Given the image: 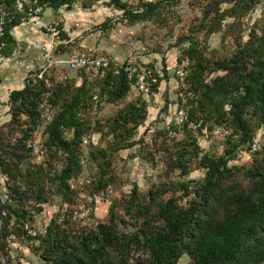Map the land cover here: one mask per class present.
I'll return each instance as SVG.
<instances>
[{
	"label": "rangeland",
	"instance_id": "rangeland-1",
	"mask_svg": "<svg viewBox=\"0 0 264 264\" xmlns=\"http://www.w3.org/2000/svg\"><path fill=\"white\" fill-rule=\"evenodd\" d=\"M119 1L135 8L147 0ZM208 1L165 0V20L130 22L113 0H69V3L59 5L53 16L52 20L60 22L56 35L42 27L52 20L42 21L41 29L37 26L38 28L31 30L32 33L39 31L38 34L42 37L48 35L54 47L48 55L49 59H44L40 66L34 67L27 77L46 75L57 81L71 79L76 87L82 82V73L69 70L66 62L59 63V60L68 61L80 52L104 53L117 61L129 57L131 59L128 60L132 61L146 59V53L162 77L152 93L145 94L131 88L126 97L109 103L99 95V80L102 76L88 74L87 81L92 87L87 93L89 106L80 112L86 125L78 147L81 172L76 178L69 180V194L59 190L57 181L65 155L57 153L56 156H51L44 145V130L49 122L46 115L48 113L52 117L57 110V106L47 100L49 94H45L39 104L42 122L27 139L24 148L20 139L26 116H14L10 105L0 100V158L3 162H9L12 170H18L16 179L9 178L0 170V208L5 200L10 199L17 207H23L30 212L24 225L12 218L7 236L2 230L4 219L0 214L1 264H44L43 240L47 226L51 224L53 226L56 223L61 233L78 238L93 231L97 224L115 221L118 232L129 236L139 234L136 231L145 219L154 221L158 200L165 201L174 195L179 206H186L194 198L192 193L189 196L184 195V189L179 183L191 182V186H195V182L203 178L205 173V168L200 163L202 157L205 154L223 155L236 140L235 136L230 135L232 127L226 128V135L214 133L213 130L219 126L208 128L212 136L206 140L198 138L193 133L194 130H184L177 137L169 136L164 130L167 121L175 116L187 99L186 89H183L177 74V70L187 67V60L177 63V58L189 34L200 23L201 7ZM231 4L226 3L221 7L226 8ZM49 6L44 3V9ZM62 30L68 34L67 37H61ZM263 30L264 0H258L251 10L241 13V16L226 17L221 28L208 37L198 34L195 38L204 55L213 60L228 58L236 47L237 38L246 41L251 34H259ZM13 57L15 61L23 59L19 54ZM4 63L6 61L0 56V83L9 76V72L2 69ZM163 69L166 71L164 75ZM183 72L185 76L187 70L184 69ZM218 73L222 72L212 73L207 80ZM63 76L66 79H62ZM141 101H145L147 118L132 132V136L121 142L122 145L132 144L117 150L113 131L110 130V120L129 103ZM149 115L153 116L151 121L147 120ZM163 116L166 117L165 120ZM188 132L195 138L196 143L192 142ZM71 135L68 132L66 137L70 138ZM33 143L46 151V170L39 178L35 168L39 163L33 152L28 150ZM184 148L196 150L187 163V173H183L175 161L177 154L185 150ZM254 154L246 146H241L234 151L233 156L228 155V166L249 167L254 160ZM32 178L37 179L39 186L35 183L30 185ZM100 183L105 186L101 187ZM14 186H20L21 192L15 199ZM40 187L44 188L42 192ZM169 187L171 191L160 194L155 201L150 200V190ZM133 189H136V194H133ZM38 197L45 198V201L36 203ZM144 205L149 208L148 212L138 215L136 211ZM135 253L133 252V258ZM190 263L191 258L187 253L177 262Z\"/></svg>",
	"mask_w": 264,
	"mask_h": 264
},
{
	"label": "trees",
	"instance_id": "trees-1",
	"mask_svg": "<svg viewBox=\"0 0 264 264\" xmlns=\"http://www.w3.org/2000/svg\"><path fill=\"white\" fill-rule=\"evenodd\" d=\"M164 1L147 0L130 8L119 0H113L130 22L165 20ZM257 2L258 0H209L203 3L202 19L193 28L192 34H189L177 58V63L187 60V67L183 66L181 69L187 70L183 78V89H186L187 94L185 105L188 107V122L201 120V124L209 129L215 126L227 129L232 127L230 135L236 138L225 154H205L202 157L200 163L205 168V173L203 178L195 182V186H191V182L179 183L184 189V195L192 193L194 198L186 206H179L174 195L165 201L158 200L154 221L145 219L136 231L139 234L129 236L118 232L115 221L97 224L93 231L78 238L61 233L56 223L54 227L51 224L47 226L43 240L44 264H177L185 253L191 258L190 264L264 263V147L253 152L255 154L251 166H228V155L233 156L234 151L241 146L250 149L256 130L264 125V30L259 34H251L246 41L237 38L236 47L228 58L213 60L204 55L195 38L198 34L208 37L221 28L226 17L241 16V13L251 10ZM41 3H48L56 9L59 5L69 3V0H41ZM226 3L232 4L222 8ZM0 7L12 10L15 0H0ZM23 17L24 13H15L6 20L3 34L0 35V55L12 54L16 41L11 29ZM60 33L62 38L66 36L64 32ZM150 68L151 76L155 79H149L154 92L162 76L155 71L154 65ZM78 71L82 73L83 79L76 87L71 79L57 81L53 77L37 75L27 77L24 87L12 90L8 98L13 115L26 116L20 139L23 148L42 122L39 104L45 94L48 93L47 100L57 106L55 114L45 126L44 145L51 156H56L57 153L65 155L57 181L59 190L67 194L70 193L69 180L76 178L81 172L78 147L86 125L80 112L89 106L87 93L92 87L88 84L87 76L95 75ZM162 71L164 75L166 71ZM219 71L222 73L207 80L209 75ZM100 76L99 95L109 103L123 99L133 88V80L123 71L115 74L113 69H108ZM146 118L145 101L131 102L112 117L110 130L113 131L117 150L132 144L122 145L121 142L132 136V132ZM170 124L173 129L175 125L173 122ZM187 124H184V130H190ZM164 130L169 135L166 127ZM68 132L72 134L70 138L66 137ZM188 134L192 142L196 143L192 134ZM42 149L46 152L43 147ZM25 150L32 151V145ZM195 151L185 149L177 154L176 166L183 173H187V163ZM100 153H103L102 150ZM38 163L35 168L39 178L46 170L45 157ZM10 167L9 162H3L0 158L2 173L16 179L18 170L14 171ZM36 181L37 179L32 178L30 185L35 183L39 186ZM100 186L104 187L105 184L100 183ZM19 190L20 186L13 187L14 199L21 195ZM43 190L40 187V191ZM168 191H171L170 187L150 190V200L155 201L160 194ZM132 192L136 194V189ZM43 201L45 198L38 197L36 203ZM148 210L144 205L136 212L142 215ZM0 214L4 219L2 230L7 236L12 218L24 225L30 212L7 199L2 203ZM133 252H136L134 258ZM1 263L3 262L0 261Z\"/></svg>",
	"mask_w": 264,
	"mask_h": 264
},
{
	"label": "built area",
	"instance_id": "built-area-1",
	"mask_svg": "<svg viewBox=\"0 0 264 264\" xmlns=\"http://www.w3.org/2000/svg\"><path fill=\"white\" fill-rule=\"evenodd\" d=\"M44 10V3H41V0H15V7L12 10L2 9L0 10V35L3 34V26L6 20L11 17L15 13H24L25 17L23 19H31L39 16ZM47 31L56 35L59 31L60 22L56 20H52L42 26ZM57 37V36H56ZM67 67L69 70L77 71L82 70L88 73H95L103 75L106 70L113 69L115 74L123 71L127 74L128 78L133 80V88L138 91H141L145 94L152 93L151 90V82L155 81L152 78V70L148 66L146 59H141L138 61L125 60V61H117L109 57L107 54L99 53V54H89L86 52H80L68 61H66ZM177 74L179 79L181 80L182 86H184L183 78L184 72L183 70H177ZM62 79H66V76H63ZM149 79H151L149 81ZM184 105L179 107V110L176 112L175 116L168 120L166 123V128L168 129V133L170 136L176 137L179 136L181 132L184 131V124H187V127L190 130H194V134L198 138L209 139L212 134L210 130L206 126L201 124V120L197 122H188V107L185 105V100L183 102ZM48 112V110H47ZM48 121L51 120V116L47 113ZM166 117L163 116V120ZM173 122L175 127L170 128V123ZM150 128L152 126H149ZM176 128V129H175ZM214 133L226 135L227 129L223 126H219L215 128ZM264 147V125H261L255 132L254 136L251 139L250 151L256 152L261 150ZM32 152L35 155L38 162L44 160L45 152L40 145L37 143L32 144Z\"/></svg>",
	"mask_w": 264,
	"mask_h": 264
},
{
	"label": "crops",
	"instance_id": "crops-1",
	"mask_svg": "<svg viewBox=\"0 0 264 264\" xmlns=\"http://www.w3.org/2000/svg\"><path fill=\"white\" fill-rule=\"evenodd\" d=\"M55 12L56 9L53 7H46L39 16L31 19H22L18 25L11 29V34L16 41V45L11 55H0L3 56L4 60L6 61V63L3 64L2 69L9 72L7 80H5L3 83H0V100L4 101L6 104L8 103L9 93L12 90L21 89L24 87L29 72L34 67L40 66L44 59L45 61L49 59L48 55L54 47L53 41H50L49 37H47L48 35H44V37H42L41 34H38L39 31H34L32 33L31 30L34 29V27H39V29H41V22L52 20L53 16H55ZM62 32H64L66 35L65 37L68 36L64 30H62ZM18 54L23 56V59L15 61L16 59L13 56H17ZM144 55L146 56L148 66L150 67L154 65V62H150V59L146 53H144ZM128 59H131V57L124 58L120 61H125ZM65 62V60H59V63ZM154 68L155 71L159 72V70H156V65H154ZM152 119L153 116L149 115L147 120L151 121Z\"/></svg>",
	"mask_w": 264,
	"mask_h": 264
}]
</instances>
